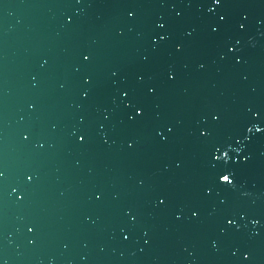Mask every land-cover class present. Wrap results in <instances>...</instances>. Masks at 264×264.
I'll list each match as a JSON object with an SVG mask.
<instances>
[{
  "label": "water",
  "instance_id": "1",
  "mask_svg": "<svg viewBox=\"0 0 264 264\" xmlns=\"http://www.w3.org/2000/svg\"><path fill=\"white\" fill-rule=\"evenodd\" d=\"M249 18L0 0V264H254Z\"/></svg>",
  "mask_w": 264,
  "mask_h": 264
},
{
  "label": "snow or ice",
  "instance_id": "2",
  "mask_svg": "<svg viewBox=\"0 0 264 264\" xmlns=\"http://www.w3.org/2000/svg\"><path fill=\"white\" fill-rule=\"evenodd\" d=\"M223 180H224V182H226V183H231V181H230V179H229V177H228L227 175H225V176L223 177Z\"/></svg>",
  "mask_w": 264,
  "mask_h": 264
}]
</instances>
